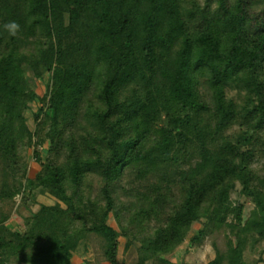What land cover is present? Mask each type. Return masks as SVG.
<instances>
[{
  "label": "trees",
  "instance_id": "trees-1",
  "mask_svg": "<svg viewBox=\"0 0 264 264\" xmlns=\"http://www.w3.org/2000/svg\"><path fill=\"white\" fill-rule=\"evenodd\" d=\"M5 3L0 200L19 193L18 209L35 190L56 200L21 229L0 209V264H73L74 254L116 264L120 236L136 245L134 264H173L182 243L205 237L215 252L207 264H243L264 237V0ZM10 21L15 35L4 29ZM19 34L40 41L31 57ZM25 65L36 77L51 73L50 93L38 94ZM36 98L52 112L45 158L41 127L27 122ZM85 109L95 120L89 148L75 136ZM29 148L41 164L33 177ZM23 169L13 189L10 176ZM93 170L98 189L85 183ZM235 193L253 203L248 213ZM195 223L202 228L191 234Z\"/></svg>",
  "mask_w": 264,
  "mask_h": 264
},
{
  "label": "rangeland",
  "instance_id": "rangeland-1",
  "mask_svg": "<svg viewBox=\"0 0 264 264\" xmlns=\"http://www.w3.org/2000/svg\"><path fill=\"white\" fill-rule=\"evenodd\" d=\"M3 1H6V0H0V11H4L5 8L7 7L6 3L2 4ZM191 2L192 0H182V5L186 7V6L191 5ZM0 23H1V13H0ZM19 36L21 37L19 41L21 44L20 45L21 51L28 57H31V54L36 52L40 41L36 40L33 36L24 37L23 34H19ZM25 71H26V75L28 77L30 84L35 88V90L38 92L40 96H42L46 92L48 93L51 92L53 78H51V73L49 71H44L41 77H36L32 69L27 67L26 65H25ZM227 94L230 97H233V98L236 97L235 89L231 86L228 87ZM40 108H42V113L37 118L36 114L40 110ZM45 113L49 115L52 114L51 110H49L46 107V104L40 98H36L32 100L29 104V108L26 110L27 122H28L29 127L32 129H35L37 126L41 127L40 136L43 139V142L39 146V148H40L41 155L43 158H45V156L47 155L48 149L52 145V138L47 134L48 131L51 130L52 125L50 123V118ZM86 113H87V110L85 109V111H83V113L80 116H78L76 119V128H75L76 135L75 136H77L80 144L83 145L84 148H89V145L93 140L92 137L90 136L91 132L95 131V120L93 116L88 115ZM25 167H26L25 172L27 173L28 176H31V177L35 176L37 172L39 171V169L41 168L40 161L35 159V155L33 154V148H29L27 150ZM1 173L2 171L0 167V175ZM23 173H24V169L11 174L10 185L13 186V189L16 188V184H13L15 183V181L13 182L12 177L14 180L17 181L19 180V178H21ZM85 183L87 186H90L92 189H98L100 184L102 183L101 174L95 170L87 172ZM1 184L2 182L0 180V186ZM27 193L29 194V198H30L29 204L20 205L18 209L16 208V205H17V202H19L20 200L21 194L17 193L12 198H5L3 199V201L0 200L1 212L8 214V218L6 219V224L11 228H14V229L23 228L24 217L28 215L29 213H31L32 211L37 210L40 203H53L56 200L53 196L47 193H40V191L38 190H35L34 192L27 191ZM237 197L240 200H243L246 202L245 213H248L250 208L253 206V203L249 200L247 196L239 195L237 193L233 194L232 200H235V198ZM108 223L111 226H113L115 229H117V231H119V226L112 213L110 214ZM197 227L202 228V224L195 223L193 225L192 232H194V230H196ZM120 238L124 239L123 236H120L119 240ZM131 245L135 246L136 248L135 244H131ZM188 245H189V241L187 239L184 243L180 245L181 247L179 250L184 251V249L188 247ZM121 249H122V246H121ZM191 251L195 252L196 253L195 255H198L197 257L201 259L202 261L205 259H208L211 256L210 252L214 253L213 246L212 244L209 243L208 240H206V237L200 243H197L193 247H191ZM260 253H262V256H264V237L260 238V241L257 244H255L254 247L251 246V248H248L244 251L243 264H254L255 260H257L256 259L257 256H259ZM120 254L124 258V262H125V259H127V257L130 258V255L128 254L125 255V253H123L122 250L119 252V256ZM185 254H186V251L182 255L183 258ZM174 256L176 260L181 259V256L179 254L178 256H176V253H174L173 258ZM134 259H135V254L132 257L133 261ZM72 261H73V264H81V257L78 254H74ZM21 263H24V261H21L19 264ZM258 263L264 264V262H261V261H256L255 264H258Z\"/></svg>",
  "mask_w": 264,
  "mask_h": 264
},
{
  "label": "crops",
  "instance_id": "crops-1",
  "mask_svg": "<svg viewBox=\"0 0 264 264\" xmlns=\"http://www.w3.org/2000/svg\"><path fill=\"white\" fill-rule=\"evenodd\" d=\"M200 228H196V230H194V232H192V234H195L199 231ZM121 246H122V249H121ZM194 246V245H193ZM192 246V247H193ZM181 246H179L177 249H175L171 254H170V258L171 260L173 261V264H207V262L212 259L214 256H215V252H210L211 253V256L208 258V259H205V260H201L199 259L197 256L198 255H195L196 253L191 251V247H186L183 250H179ZM122 250L123 253L128 254L130 255V258L127 257V259H125V262H124V258L122 257V255L120 254L119 256V252ZM186 251V254L184 256V258L182 257V255L184 254V252ZM136 252V248L135 246L133 245H130L129 247H126V239H122L120 238L119 240V247H118V253H117V256H116V259H115V263L116 264H134V261L132 260V257L134 256ZM176 253V256H178V254L181 256V259L179 260H176L175 259V256L173 258V254ZM126 258V256H125ZM257 260H255V263L256 261H261V262H264V256H262V253H260L259 256H257L256 258ZM104 264H114L112 261H105L103 262ZM254 263V264H255ZM21 264H31V263H21ZM259 264V263H258ZM261 264V263H260Z\"/></svg>",
  "mask_w": 264,
  "mask_h": 264
},
{
  "label": "clouds",
  "instance_id": "clouds-1",
  "mask_svg": "<svg viewBox=\"0 0 264 264\" xmlns=\"http://www.w3.org/2000/svg\"><path fill=\"white\" fill-rule=\"evenodd\" d=\"M4 29L9 35H15L20 30V25L15 21H10L4 25Z\"/></svg>",
  "mask_w": 264,
  "mask_h": 264
}]
</instances>
